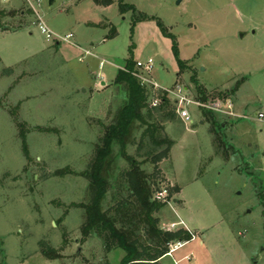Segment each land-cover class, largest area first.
<instances>
[{
	"label": "rangeland",
	"instance_id": "374dc122",
	"mask_svg": "<svg viewBox=\"0 0 264 264\" xmlns=\"http://www.w3.org/2000/svg\"><path fill=\"white\" fill-rule=\"evenodd\" d=\"M110 1L41 0L45 24L72 33L68 43L47 39L23 0H0V24L16 30L0 31V264H120L122 249L105 253L95 234L80 240L75 204L89 199L81 173L126 99L114 77L127 59L134 71L148 57L150 79L162 88L180 85L192 100L228 98L238 115L212 111L223 146L208 109L190 104L191 122L176 115L164 123L173 143L156 165L168 192L155 215L164 229H185L171 227L182 220L193 236L170 243L183 245L159 263L264 264V0ZM139 12L174 35L182 69L155 18L132 23ZM141 132L135 123L126 153L150 174ZM128 166L115 145L105 207ZM40 242L57 258L43 256Z\"/></svg>",
	"mask_w": 264,
	"mask_h": 264
},
{
	"label": "trees",
	"instance_id": "16d2710c",
	"mask_svg": "<svg viewBox=\"0 0 264 264\" xmlns=\"http://www.w3.org/2000/svg\"><path fill=\"white\" fill-rule=\"evenodd\" d=\"M120 9H132L133 13H136L133 6L124 3L120 4ZM154 18L161 31L172 39V51L179 69H182L184 62L178 57L175 37L166 31V26L159 18L139 12L134 16L132 23ZM6 27L0 24V28ZM133 63L132 59H127L125 66L119 69L114 77L113 82L124 89L126 99L117 109L112 121L104 127L94 146L92 158L81 173L88 181L89 199L87 202L75 204V207L83 210V222L79 227L81 241L95 234L101 240L105 253L115 248L122 249L124 256L120 264H160V258L169 252L170 243L187 242L193 236L186 228L177 230L162 228L155 213L164 205V201L152 198L153 192L160 189L161 182L160 179H156L159 173L156 165L169 156L173 143V140L164 133V123L172 121L177 111L175 104L166 96V92L160 89L156 90L159 98L157 107L149 105L150 90L141 85L134 75ZM192 81L197 83L194 78ZM197 89L201 93L205 91L201 86H197ZM204 114L209 117L211 131L215 132L223 146L222 138L216 130L219 129L221 121H217L210 110ZM135 123L142 127L138 149L143 145L148 147L147 154L155 165L154 171L150 174L140 167L141 163L134 156L126 153V146ZM115 145L120 147L121 155L129 166L120 173L116 191L111 195L112 203L105 207V199L112 188L110 178ZM22 150L27 155L24 133ZM39 245L43 256L49 259L57 258L55 248L42 242Z\"/></svg>",
	"mask_w": 264,
	"mask_h": 264
},
{
	"label": "built area",
	"instance_id": "2783aa9c",
	"mask_svg": "<svg viewBox=\"0 0 264 264\" xmlns=\"http://www.w3.org/2000/svg\"><path fill=\"white\" fill-rule=\"evenodd\" d=\"M2 1H9V0H2ZM28 8L31 10V12L34 15V22L33 25L38 28V30L45 35L47 39L52 40H58L61 42H68L70 43V39L73 37L72 33H67L65 35H59L54 33L44 22L42 16L40 15L36 5L39 7L41 0H23ZM85 54H90L88 50L84 51ZM103 65V61H100L99 66ZM135 68L134 75L139 80L140 84L147 87L148 90H150L149 94V105L151 107H157L159 103V98L157 95L156 90H162L166 92V96L169 98V95H171L172 102L176 106L177 115L182 118L184 121L191 122V115L189 111L190 104H195L198 107H202L205 109H208L210 111H214L217 113H222L231 117L238 116L233 111V104L230 101V99H216V100H210V101H200V100H192L189 98V96L186 94V88L181 87L180 85H177L174 89H166L162 88L156 81L150 79V73L152 72L154 68V61L151 57H148L145 60H136L135 61ZM257 117L262 119L264 118V113L259 112L257 114ZM167 196V189L166 188H160L159 190H156L152 194V198L157 201H165ZM176 223L171 224V227L175 226ZM171 228L167 229L170 230ZM181 245V244H180ZM175 246V248L179 247ZM175 248H170L169 251L171 252ZM169 252V253H170Z\"/></svg>",
	"mask_w": 264,
	"mask_h": 264
},
{
	"label": "crops",
	"instance_id": "0c3cea01",
	"mask_svg": "<svg viewBox=\"0 0 264 264\" xmlns=\"http://www.w3.org/2000/svg\"><path fill=\"white\" fill-rule=\"evenodd\" d=\"M10 15H12L11 13H7L6 14V16H10ZM20 30H22V29H19V30H17V31H20ZM0 31H3V32H15L16 30L15 29H13V28H11V27H6V28H1L0 29ZM100 63V62H99ZM11 66V65H10ZM103 82V81H102ZM176 224H178V225H180L181 227H185V228H187L188 229V227H186V225H184V223H183V221L182 220H180V221H178V222H175ZM189 230V229H188ZM186 242H184L183 244H185ZM183 244H181L179 247H177V248H175V249H173L170 253L168 252L167 254H165L164 256H170V254L174 251V250H176V249H178V248H180ZM163 256V257H164ZM163 257H161L160 258V262H161V259L163 258Z\"/></svg>",
	"mask_w": 264,
	"mask_h": 264
},
{
	"label": "water",
	"instance_id": "95a60500",
	"mask_svg": "<svg viewBox=\"0 0 264 264\" xmlns=\"http://www.w3.org/2000/svg\"><path fill=\"white\" fill-rule=\"evenodd\" d=\"M55 0H47L48 6H51V4L54 2ZM115 220V219H113Z\"/></svg>",
	"mask_w": 264,
	"mask_h": 264
}]
</instances>
